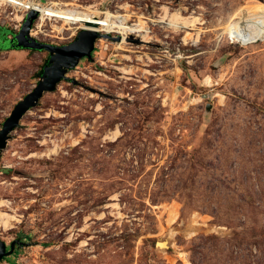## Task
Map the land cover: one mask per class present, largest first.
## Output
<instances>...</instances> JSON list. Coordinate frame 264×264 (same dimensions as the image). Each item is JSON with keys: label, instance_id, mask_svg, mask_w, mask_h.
I'll return each instance as SVG.
<instances>
[{"label": "rangeland", "instance_id": "1", "mask_svg": "<svg viewBox=\"0 0 264 264\" xmlns=\"http://www.w3.org/2000/svg\"><path fill=\"white\" fill-rule=\"evenodd\" d=\"M51 2L113 12L149 38L97 40L11 133L0 210L16 219L0 238L27 244L0 264H264V42L221 37L264 0ZM15 6L0 2L2 30L17 31ZM177 10L200 22L176 28ZM66 21L40 16L32 36L68 43ZM2 49L0 128L49 57Z\"/></svg>", "mask_w": 264, "mask_h": 264}, {"label": "water", "instance_id": "2", "mask_svg": "<svg viewBox=\"0 0 264 264\" xmlns=\"http://www.w3.org/2000/svg\"><path fill=\"white\" fill-rule=\"evenodd\" d=\"M46 0H39V3L44 4ZM39 11L31 9L25 16L21 27L18 31H10L8 28L3 30L6 32V40L0 43V50L6 49H31V50H46L49 57L42 66L41 74L37 84L23 98H21L14 106L10 114L6 117L0 128V158L2 152L8 144L11 133L20 125L23 116L33 107L38 105L40 98L44 92L55 90L58 83L65 78H68L69 70L75 68L79 62L87 57L92 58L95 50V42L100 37H107L115 41H120V35H112L109 33H101L97 30L82 28L75 38L68 43L53 44L43 42L31 35V30L35 20L38 18ZM0 28V31H3ZM12 34V36H8ZM129 40L140 43V38L130 37ZM159 242V241H158ZM157 242V246H158ZM7 243L0 238V261L4 256L10 255L14 251V242L11 249L6 250Z\"/></svg>", "mask_w": 264, "mask_h": 264}, {"label": "bare ground", "instance_id": "3", "mask_svg": "<svg viewBox=\"0 0 264 264\" xmlns=\"http://www.w3.org/2000/svg\"><path fill=\"white\" fill-rule=\"evenodd\" d=\"M13 2H16L18 0H11ZM31 2V1H30ZM53 4L50 7H45L43 4L37 5L36 3H30L31 9H36L39 12L42 13L41 20L47 16V17H53L55 19L60 20H67L66 22H72L74 23H80V26L90 29V30H98L104 33L107 32H119L123 33L122 39L118 42L121 44V48H123V43H128V36H126V32H136V31H144L146 32L143 36L144 38H149V31L145 28L144 25H142L140 22L129 24L127 20L121 16V15H113L111 13H106L105 15H102L99 12L92 11V10H84V9H77V8H62L57 5L56 2H52ZM261 11H264V7L261 6ZM168 13V12H167ZM169 20L176 25L175 27L178 28L179 23L183 24H190L195 25L196 23L200 22L199 16H186L184 15L180 10L174 11L173 13L169 14ZM45 22V21H44ZM238 22V21H237ZM236 22V23H237ZM258 34V33H256ZM31 35H35L34 32L31 31ZM186 37H192V33L188 32L186 34ZM252 39L254 36H248L247 34H244L245 39ZM198 36L195 38L197 40ZM104 40V39H102ZM126 70V69H124ZM194 98V97H192ZM119 133L118 128L113 132V139H115L117 134ZM52 153L56 151V148L51 149ZM5 200H0V206L5 204ZM115 205H117L116 202H114ZM6 205V204H5ZM17 216V214H16ZM12 219H16L14 215H11L9 213L4 212L3 210H0V226L4 225L10 226L12 224ZM14 221V220H13ZM18 221V220H17ZM15 222V221H14ZM168 238H162L158 242V247L165 248L168 246Z\"/></svg>", "mask_w": 264, "mask_h": 264}, {"label": "built area", "instance_id": "4", "mask_svg": "<svg viewBox=\"0 0 264 264\" xmlns=\"http://www.w3.org/2000/svg\"><path fill=\"white\" fill-rule=\"evenodd\" d=\"M3 0H0V2ZM11 4L16 5L15 7V11L19 12V13H15L13 17H11V19H13V21L15 22L14 24V30H19L21 27V24L23 22V20L25 19L26 14L31 10L30 7V0H18L16 2H13L11 0H5ZM32 2H37L35 0H31ZM58 3V2H56ZM52 5L53 3L51 2V0H46L44 5ZM61 7L59 4L54 5ZM262 6L264 7V3L262 4ZM109 11V10H106ZM111 12V11H110ZM113 13V12H111ZM20 15V17H18L17 15ZM42 15L41 12H39L38 18L36 20L39 19V17ZM35 20V21H36ZM238 21V22H237ZM237 22V23H236ZM80 24H73V28L74 30L72 31L71 36L76 35L77 34V29H82L79 27ZM98 31V30H97ZM101 32V31H98ZM103 33V32H101ZM109 34L112 35H120L122 37L121 34H119L118 32H107ZM258 33V34H256ZM137 34V33H136ZM244 34H247L248 36H254V38L252 39H245L244 38ZM130 35V34H128ZM221 37L223 39H225L228 43L234 44V45H240V46H245L248 45L250 43H255V42H264V11L261 12L259 11H249L246 10V14H242L241 16H236L235 20H231L230 24H228L227 28L225 29V31H223L221 33ZM103 38L106 37H100L97 40H102ZM135 38V37H134ZM221 38V39H222ZM141 39V38H140ZM95 42V50L98 47V42Z\"/></svg>", "mask_w": 264, "mask_h": 264}, {"label": "flooded vegetation", "instance_id": "5", "mask_svg": "<svg viewBox=\"0 0 264 264\" xmlns=\"http://www.w3.org/2000/svg\"><path fill=\"white\" fill-rule=\"evenodd\" d=\"M12 34H8V36H11ZM8 38V37H7ZM6 38V39H7ZM4 39L3 42L6 40ZM15 49V48H14ZM10 50H13L12 48ZM1 51V50H0ZM14 242V251L12 254L10 255H7V256H4L3 259H1L0 263H2L3 261L6 260V257H10L12 255H16L18 253V251L24 247L27 242H26V239L25 238H15L14 240H12L9 244H7V247H6V250H10L11 249V246H12V243Z\"/></svg>", "mask_w": 264, "mask_h": 264}, {"label": "crops", "instance_id": "6", "mask_svg": "<svg viewBox=\"0 0 264 264\" xmlns=\"http://www.w3.org/2000/svg\"><path fill=\"white\" fill-rule=\"evenodd\" d=\"M6 28V27H5Z\"/></svg>", "mask_w": 264, "mask_h": 264}, {"label": "trees", "instance_id": "7", "mask_svg": "<svg viewBox=\"0 0 264 264\" xmlns=\"http://www.w3.org/2000/svg\"><path fill=\"white\" fill-rule=\"evenodd\" d=\"M1 27V26H0Z\"/></svg>", "mask_w": 264, "mask_h": 264}]
</instances>
